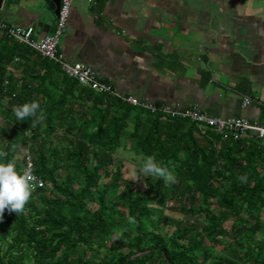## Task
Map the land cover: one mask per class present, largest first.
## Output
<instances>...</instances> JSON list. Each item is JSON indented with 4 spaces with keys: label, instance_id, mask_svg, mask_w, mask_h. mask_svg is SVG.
Wrapping results in <instances>:
<instances>
[{
    "label": "trees",
    "instance_id": "16d2710c",
    "mask_svg": "<svg viewBox=\"0 0 264 264\" xmlns=\"http://www.w3.org/2000/svg\"><path fill=\"white\" fill-rule=\"evenodd\" d=\"M17 57H32L42 69L27 86L8 74ZM32 100L44 119L16 121L13 109ZM122 147L140 156V164L154 157L176 182L144 175V189L137 187L123 171ZM0 151L18 172L45 182L23 211L5 209L0 264H264V147L258 139H236L82 86L3 31ZM154 205L187 218L175 223L165 214L161 221Z\"/></svg>",
    "mask_w": 264,
    "mask_h": 264
},
{
    "label": "crops",
    "instance_id": "0c3cea01",
    "mask_svg": "<svg viewBox=\"0 0 264 264\" xmlns=\"http://www.w3.org/2000/svg\"><path fill=\"white\" fill-rule=\"evenodd\" d=\"M57 17L51 0L0 8V18L40 37ZM59 47L120 95L264 124V0H73ZM40 72L32 57L8 67L25 86Z\"/></svg>",
    "mask_w": 264,
    "mask_h": 264
},
{
    "label": "built area",
    "instance_id": "2783aa9c",
    "mask_svg": "<svg viewBox=\"0 0 264 264\" xmlns=\"http://www.w3.org/2000/svg\"><path fill=\"white\" fill-rule=\"evenodd\" d=\"M72 3L73 0H61L60 12L57 17L55 30L52 34L40 37L37 36L36 29L33 26L11 25L2 18H0V31L5 32L13 40L28 45L42 57L52 59L58 63L66 74L76 79L82 86L92 88L98 92L118 96L125 102L142 106L151 111L162 112L163 114L172 117L189 119L196 122L203 129L213 128L217 131H227L236 139L251 135L258 139L264 147V124L253 122L245 117H214L196 106L179 110L167 104H153L142 102L134 96H123L118 94L111 85L101 81L93 68L82 63H72L66 60L60 51L59 45L63 31L70 18ZM249 103L250 100L246 99L245 105ZM32 166V156L31 154H28L27 170ZM27 172L33 175L30 171ZM35 177V187H43L45 182L37 176Z\"/></svg>",
    "mask_w": 264,
    "mask_h": 264
},
{
    "label": "clouds",
    "instance_id": "9594fccd",
    "mask_svg": "<svg viewBox=\"0 0 264 264\" xmlns=\"http://www.w3.org/2000/svg\"><path fill=\"white\" fill-rule=\"evenodd\" d=\"M16 121L26 120L28 117H35L33 123L43 120L44 113L38 100H32L17 105L13 109ZM16 146L13 145V148ZM7 152L0 151V220L3 219L5 209L9 212L23 211L26 203L30 200L35 189L34 175L28 172H18L15 162L7 160ZM144 175L154 179H163L165 184L176 182V175L167 166H162L154 157H146L140 164L132 179L142 178ZM243 179V177H242Z\"/></svg>",
    "mask_w": 264,
    "mask_h": 264
},
{
    "label": "rangeland",
    "instance_id": "374dc122",
    "mask_svg": "<svg viewBox=\"0 0 264 264\" xmlns=\"http://www.w3.org/2000/svg\"><path fill=\"white\" fill-rule=\"evenodd\" d=\"M128 130H127V132H128ZM124 149L125 148H123V147L119 148L120 162H122L123 171L125 173V176L129 179H132L133 175L136 173V171L138 170V168L140 166V156H137L133 151L132 152L126 151ZM29 154H32V153L29 152ZM145 176H147V175H145ZM141 180H142V178H139V179H136L134 181H136L138 183L137 187L144 189L145 186ZM153 208L155 209L156 218L160 219L161 221H164L165 214L169 215L171 217L172 221H174L175 223H179L184 218H187V216L185 217L183 213H180V212L172 209L171 207L164 209L162 207H157L156 205H154ZM190 220L193 223L194 222L198 223L197 219H195V218L190 217ZM217 250L219 252L225 254V255H232V253H233L232 250H224L222 248V246H218Z\"/></svg>",
    "mask_w": 264,
    "mask_h": 264
},
{
    "label": "water",
    "instance_id": "95a60500",
    "mask_svg": "<svg viewBox=\"0 0 264 264\" xmlns=\"http://www.w3.org/2000/svg\"><path fill=\"white\" fill-rule=\"evenodd\" d=\"M4 0H0V8L2 7V3H3ZM52 2V8L53 10L55 11V13L59 14L60 12V8H61V0H51Z\"/></svg>",
    "mask_w": 264,
    "mask_h": 264
}]
</instances>
